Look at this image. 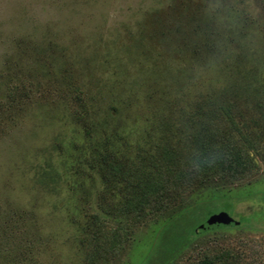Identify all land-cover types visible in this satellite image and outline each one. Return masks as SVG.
I'll return each mask as SVG.
<instances>
[{
	"label": "rangeland",
	"instance_id": "374dc122",
	"mask_svg": "<svg viewBox=\"0 0 264 264\" xmlns=\"http://www.w3.org/2000/svg\"><path fill=\"white\" fill-rule=\"evenodd\" d=\"M228 133L264 145V0H0V264H144L166 215L98 205L156 149L219 150ZM248 155L251 174L189 194L178 239L219 213L239 227L196 234L172 264H264Z\"/></svg>",
	"mask_w": 264,
	"mask_h": 264
},
{
	"label": "trees",
	"instance_id": "16d2710c",
	"mask_svg": "<svg viewBox=\"0 0 264 264\" xmlns=\"http://www.w3.org/2000/svg\"><path fill=\"white\" fill-rule=\"evenodd\" d=\"M224 114H226L230 130L236 132L237 127L231 118L232 116L229 112ZM256 136L259 139L263 137V135ZM220 139L222 138L220 137ZM220 139L218 140L219 150L201 145L198 151L190 154V156L183 154L178 148L161 147L159 150L156 149L152 156L148 155L146 159H143L144 163L140 162L137 170L119 173L123 178L118 182L115 181L114 187L118 188L120 183L123 185L122 192L119 191L121 202L116 203V205L115 203L106 205L100 203L98 205L100 212L104 216L111 217L112 220H115V217L120 214L127 215L128 219L140 217L145 212L152 215H166L167 222L157 230L152 248L143 259L144 264H172L183 247L197 237L196 234H186L185 239H178L182 234L179 230L181 223L178 222L183 221L181 219L188 210L197 208L201 204L199 202L189 205L187 202L189 194L203 187H216L228 182H236L251 174L257 165L249 157V150L257 155L264 166V145H259L261 140L250 142L249 137H242L243 143L240 144L229 133L224 139ZM262 142L264 143V141ZM160 153L164 159L162 162H157L156 156ZM116 171L115 165V174ZM262 197L264 198V196ZM208 199H210L209 202L212 201L211 198ZM261 212L264 213V210L262 209ZM231 222L233 221L231 220ZM93 223L96 224L99 232L107 231L108 236L111 237L110 243L115 244L121 229L119 225L116 228L106 230L105 221L97 216L93 218ZM233 227L238 228L239 225L237 223L217 224L205 232L226 230ZM172 228L174 229L173 232H171ZM168 234L169 239L166 238ZM108 236L104 237L105 240ZM221 260L227 262L225 257L223 259L204 257L195 264H217Z\"/></svg>",
	"mask_w": 264,
	"mask_h": 264
},
{
	"label": "water",
	"instance_id": "95a60500",
	"mask_svg": "<svg viewBox=\"0 0 264 264\" xmlns=\"http://www.w3.org/2000/svg\"><path fill=\"white\" fill-rule=\"evenodd\" d=\"M228 224V223H235L231 222V220L228 218V216L224 213H219L216 216L211 217L203 226L198 227L195 231V234L203 233L207 230H210L214 225L216 224Z\"/></svg>",
	"mask_w": 264,
	"mask_h": 264
}]
</instances>
